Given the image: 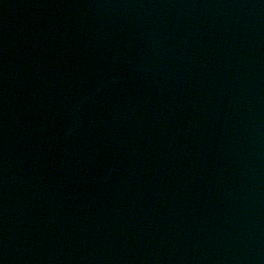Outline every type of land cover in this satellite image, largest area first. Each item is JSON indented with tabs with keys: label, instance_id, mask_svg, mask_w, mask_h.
<instances>
[{
	"label": "water",
	"instance_id": "1",
	"mask_svg": "<svg viewBox=\"0 0 264 264\" xmlns=\"http://www.w3.org/2000/svg\"><path fill=\"white\" fill-rule=\"evenodd\" d=\"M212 0H0V247Z\"/></svg>",
	"mask_w": 264,
	"mask_h": 264
}]
</instances>
